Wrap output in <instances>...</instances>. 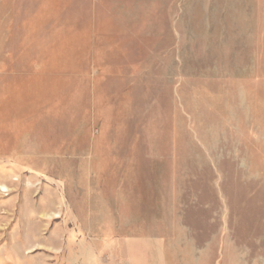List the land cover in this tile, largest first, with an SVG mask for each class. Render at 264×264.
<instances>
[{
  "label": "rangeland",
  "instance_id": "rangeland-1",
  "mask_svg": "<svg viewBox=\"0 0 264 264\" xmlns=\"http://www.w3.org/2000/svg\"><path fill=\"white\" fill-rule=\"evenodd\" d=\"M0 264H264V0H0Z\"/></svg>",
  "mask_w": 264,
  "mask_h": 264
},
{
  "label": "crops",
  "instance_id": "crops-1",
  "mask_svg": "<svg viewBox=\"0 0 264 264\" xmlns=\"http://www.w3.org/2000/svg\"><path fill=\"white\" fill-rule=\"evenodd\" d=\"M165 243H166V239L164 237H161L158 241V244H160V249H161V252L164 251V246H165Z\"/></svg>",
  "mask_w": 264,
  "mask_h": 264
}]
</instances>
